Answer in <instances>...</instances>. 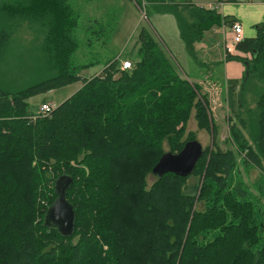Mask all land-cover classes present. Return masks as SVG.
<instances>
[{
    "label": "trees",
    "instance_id": "1",
    "mask_svg": "<svg viewBox=\"0 0 264 264\" xmlns=\"http://www.w3.org/2000/svg\"><path fill=\"white\" fill-rule=\"evenodd\" d=\"M70 1L0 0V264H264V210L238 172L239 164L245 172L259 168L255 185L264 195V91L245 111L238 81L227 80L234 148L221 149L208 93L141 27L130 69L108 60L49 112H30L28 98L80 80L95 64L72 60L79 19ZM145 7V16L175 17L195 63L205 32L236 21L193 0ZM252 27L236 54L224 43V59L240 61L244 79L264 83V21ZM21 34L31 41L14 46ZM215 64L199 67L212 75ZM191 118L212 144L188 175L159 177L152 169L165 152L198 141ZM62 175L72 178L68 236L46 223Z\"/></svg>",
    "mask_w": 264,
    "mask_h": 264
},
{
    "label": "rangeland",
    "instance_id": "2",
    "mask_svg": "<svg viewBox=\"0 0 264 264\" xmlns=\"http://www.w3.org/2000/svg\"><path fill=\"white\" fill-rule=\"evenodd\" d=\"M148 2L149 0H71L70 5L79 19L76 30L78 49L73 54L72 60L75 63L93 61L95 64L80 72V80L28 98V110L37 113L42 104L52 108L56 107L82 85L83 77L99 73L108 60L117 58L120 63L128 60L132 64L138 61V44L136 42L141 27L148 29L159 41L161 47L168 53L182 75L187 76L192 82L197 81L193 67L189 66L190 59H188L189 56L180 38L175 17L171 14L164 15L154 12H149L145 16V5ZM209 3L215 4L211 1ZM216 10L219 11L218 8ZM103 26L104 30H102ZM98 34L100 35L98 36ZM23 40L30 42V35L21 34L18 36L14 40V46ZM34 42L37 41L34 40ZM201 46L200 43L197 49H200ZM199 55L204 58L201 52ZM17 56L18 53L16 52L15 57L11 58L10 62L15 63ZM201 60L209 62L210 58ZM233 61L240 62L238 60ZM225 68L224 62L215 64L213 67L214 76L222 78ZM199 70L201 71L200 68ZM206 71L207 68L203 71L205 77L207 76L205 75ZM242 72V77L237 80L238 85L235 90L240 92L239 97L243 110H252L257 95L264 91V83L258 81L254 76L244 79L245 66ZM205 77L200 84L209 95V106L216 126L215 142L221 149H233L232 142L229 140L228 117L232 116V112L227 105V84L223 80L205 79ZM187 127L190 130H197L198 142L202 148L212 144L213 136L205 130H198L193 118L189 120ZM238 172L244 188L252 194L253 200H259L260 204L258 201L255 203L258 209L264 210V195H262L260 188L255 185L260 173L259 168L250 167L249 171L245 172L242 165L239 164ZM151 179L153 180V178ZM235 179L238 180L237 177ZM239 182L241 181L239 180Z\"/></svg>",
    "mask_w": 264,
    "mask_h": 264
},
{
    "label": "crops",
    "instance_id": "3",
    "mask_svg": "<svg viewBox=\"0 0 264 264\" xmlns=\"http://www.w3.org/2000/svg\"><path fill=\"white\" fill-rule=\"evenodd\" d=\"M210 1L216 3L214 0H193V2L198 6H205L209 4ZM217 3H220V5H218V10L223 16L235 18V22L241 24L244 36L254 35V29L252 26L256 23L264 21V0H222L219 2L217 1ZM230 27L231 25H222L221 27L216 26L205 32L201 42L202 46L198 49V51L204 55L205 59L210 58L209 62H205L200 59L195 63L188 57V59H190L189 66L193 67L194 74L196 76L195 80L197 81L195 82L201 83L205 77L203 76L204 70L201 69L199 65L207 66L211 63L219 64L224 62L226 67L225 72H223L222 78L214 76L213 73L212 75H207L205 79H219L225 81L227 84V80H239L242 77L244 65L237 61L224 59V43L231 42L232 38ZM246 27L250 28L247 29ZM199 44L196 46L198 47Z\"/></svg>",
    "mask_w": 264,
    "mask_h": 264
},
{
    "label": "water",
    "instance_id": "4",
    "mask_svg": "<svg viewBox=\"0 0 264 264\" xmlns=\"http://www.w3.org/2000/svg\"><path fill=\"white\" fill-rule=\"evenodd\" d=\"M202 154V146L198 141L185 144L179 153L165 152L152 169L159 177L165 172L186 176L194 168L196 161ZM72 183L70 176L62 175L55 182L57 198L48 208L46 223L55 224L62 235H71L75 226L73 206L66 198V190Z\"/></svg>",
    "mask_w": 264,
    "mask_h": 264
},
{
    "label": "built area",
    "instance_id": "5",
    "mask_svg": "<svg viewBox=\"0 0 264 264\" xmlns=\"http://www.w3.org/2000/svg\"><path fill=\"white\" fill-rule=\"evenodd\" d=\"M218 5H220V3H215V4H207L205 7L209 8V9H217ZM231 33H232V38H231V42L229 43H225V49L230 53V54H236V43L241 41L244 37V32H243V28L241 26L240 23L235 22L231 25L230 27ZM133 66V64L128 61V60H124L121 61V67L123 69H130ZM52 109V107H50L49 105L46 104H42V106L39 108L40 112H49Z\"/></svg>",
    "mask_w": 264,
    "mask_h": 264
}]
</instances>
